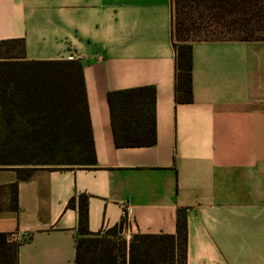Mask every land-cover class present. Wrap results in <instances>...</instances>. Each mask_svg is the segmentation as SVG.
<instances>
[{"label":"crops","instance_id":"0c3cea01","mask_svg":"<svg viewBox=\"0 0 264 264\" xmlns=\"http://www.w3.org/2000/svg\"><path fill=\"white\" fill-rule=\"evenodd\" d=\"M173 0H0V41L29 61L83 66L96 163L0 167V234H20L18 264H75L78 210L120 238L176 233L186 264H264V42L193 43V101L175 98ZM156 93V140L117 147L108 94ZM11 184H16L14 193ZM16 197V199H15Z\"/></svg>","mask_w":264,"mask_h":264},{"label":"trees","instance_id":"16d2710c","mask_svg":"<svg viewBox=\"0 0 264 264\" xmlns=\"http://www.w3.org/2000/svg\"><path fill=\"white\" fill-rule=\"evenodd\" d=\"M176 53L175 98L193 101V43L235 40L264 42V0H173ZM19 48L18 54L14 49ZM24 41H0V167H14L21 179L29 165L96 163L83 66L77 60L29 61ZM10 60V61H9ZM117 147L152 145L156 140L153 87L108 94ZM57 166V167H63ZM16 192V184H11ZM16 199V197H15ZM78 210L75 264H186V211L177 214L176 233L120 238L125 223L106 234L88 230V197ZM17 244L0 234V264H18Z\"/></svg>","mask_w":264,"mask_h":264},{"label":"rangeland","instance_id":"374dc122","mask_svg":"<svg viewBox=\"0 0 264 264\" xmlns=\"http://www.w3.org/2000/svg\"><path fill=\"white\" fill-rule=\"evenodd\" d=\"M14 52L18 54L19 48L17 47L16 49H14ZM63 165L64 164H61V163H54V164H38V165H29V166H31L32 168H37V167H44V166H63Z\"/></svg>","mask_w":264,"mask_h":264},{"label":"built area","instance_id":"2783aa9c","mask_svg":"<svg viewBox=\"0 0 264 264\" xmlns=\"http://www.w3.org/2000/svg\"><path fill=\"white\" fill-rule=\"evenodd\" d=\"M11 237H12L11 238V242H13V243H17V242H19L21 240V235L20 234H13Z\"/></svg>","mask_w":264,"mask_h":264}]
</instances>
